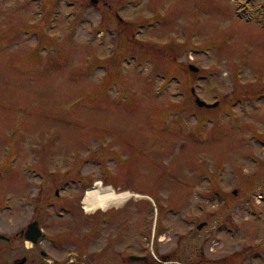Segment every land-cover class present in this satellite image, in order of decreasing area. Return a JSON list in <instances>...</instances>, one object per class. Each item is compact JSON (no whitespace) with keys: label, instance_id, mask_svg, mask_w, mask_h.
<instances>
[{"label":"rangeland","instance_id":"rangeland-1","mask_svg":"<svg viewBox=\"0 0 264 264\" xmlns=\"http://www.w3.org/2000/svg\"><path fill=\"white\" fill-rule=\"evenodd\" d=\"M77 167L142 196L87 211ZM94 224L109 264H264V0H0V260L89 264Z\"/></svg>","mask_w":264,"mask_h":264},{"label":"flooded vegetation","instance_id":"flooded-vegetation-1","mask_svg":"<svg viewBox=\"0 0 264 264\" xmlns=\"http://www.w3.org/2000/svg\"><path fill=\"white\" fill-rule=\"evenodd\" d=\"M94 1H96V0H94ZM194 94H196L195 93V90L193 89V95ZM220 102V101H219ZM83 164V162H77V165L80 167L81 165ZM81 168V167H80ZM45 173V172H44ZM53 173H45L44 174V176L45 177H47V180H48V178H50V176L52 175ZM70 173H67L65 176H67V175H69ZM69 178L70 179H72V181H74L73 183H72V185L76 188V189H78V188H82V189H87L88 187L87 186H90V185H92V184H94V181H95V178L96 177H92L91 176V174H88V176L87 175H84V174H82V173H79V171H78V167H77V171H76V173L75 174H70V176H69ZM68 178V179H69ZM60 181V178H58V179H55V182L56 183H58ZM55 193H56V196H60V190H59V188H57L56 189V191H55ZM74 208V206L72 205V206H68V207H66L65 209H67V210H71V209H73ZM61 215H63V212L61 211V213H60ZM95 219V218H94ZM33 221H38V225H39V227L41 228V230H42V235H41V237L37 240V241H33L32 239H30V238H27V236H26V232H27V230H28V228H29V225L33 222ZM91 228V231H93V234L91 235V237H90V241H91V244H92V246H91V249L93 250V252L92 253H90L89 254V256H88V263L89 264H109L108 262H106V261H102V260H100L99 258H97V254L95 253L94 254V250H98L99 251V255H101V256H103V258H104V260H106V259H108V258H110V257H108V254H109V252H112V251H114V252H116L117 253V255H118V257L120 258V259H122L123 258V256L125 255V253H124V250H123V248H122V246L120 245V243L119 242H122L123 240H122V238H120L121 237V232H120V234H119V240H118V237L117 236H115L114 238H107V239H105V241H104V243L101 245V246H98L97 247V245L95 246L94 245V243H95V239L97 238L96 237V235H97V232L96 231H98L97 230V226H96V224H94L92 227H90ZM23 232V237H24V242H26V249L27 250H29V251H31V249H33V248H35V246L36 245H38L39 243H40V240H41V238H43L44 236H45V232H44V229L42 228V226L40 225V222H39V220L38 219H34V220H32L31 222H29L28 224H27V227L22 231ZM15 240H16V235H11V236H9V235H5V234H1L0 233V245H2V249L4 248V249H7L8 248V250H10V248L12 249V250H14V248H15ZM30 243V244H29ZM4 245V246H3ZM119 246H121V249H120V247ZM42 252V254L46 257V255H47V252L45 251V250H42L41 251ZM134 256H141V255H139V254H131L130 255V259H132V260H142L143 258H134ZM134 258V259H133ZM47 260H48V258H46ZM78 260H80V258H77ZM6 260V262L8 263V264H26L27 263V261H28V257L26 256V255H24L23 257H21V258H13V259H5ZM46 260V261H47ZM144 260V259H143ZM48 261H49V263H48ZM47 261V263L46 264H60L59 263V261L58 260H48ZM75 262H77L76 261V259H74V263ZM0 264H4V262H3V260H0ZM39 264H44V263H39Z\"/></svg>","mask_w":264,"mask_h":264},{"label":"bare ground","instance_id":"bare-ground-1","mask_svg":"<svg viewBox=\"0 0 264 264\" xmlns=\"http://www.w3.org/2000/svg\"><path fill=\"white\" fill-rule=\"evenodd\" d=\"M131 196L140 197L142 194L129 189L117 191L112 186L105 185L98 180L85 192L84 209L92 212L97 208L108 209L111 205L124 203Z\"/></svg>","mask_w":264,"mask_h":264},{"label":"water","instance_id":"water-1","mask_svg":"<svg viewBox=\"0 0 264 264\" xmlns=\"http://www.w3.org/2000/svg\"><path fill=\"white\" fill-rule=\"evenodd\" d=\"M189 67L193 71H198L199 70V68L196 65H194V64H190ZM196 102H197V104H199L201 106H205V105L206 106H210V105H212V104L208 103L206 100L201 99L199 96H196ZM212 106H216V102ZM203 224H204V222H201L199 224V227H201ZM41 235H42V230H41V228L38 225V221H33L29 225V228H28V230L26 232L27 238H30V239H32L35 242L41 237ZM134 258H142V256H134Z\"/></svg>","mask_w":264,"mask_h":264}]
</instances>
